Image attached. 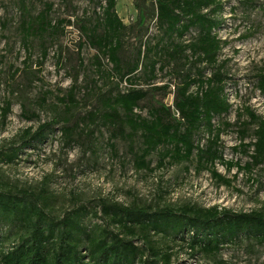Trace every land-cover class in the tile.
Returning <instances> with one entry per match:
<instances>
[{
	"label": "rangeland",
	"instance_id": "obj_1",
	"mask_svg": "<svg viewBox=\"0 0 264 264\" xmlns=\"http://www.w3.org/2000/svg\"><path fill=\"white\" fill-rule=\"evenodd\" d=\"M139 2L148 18L138 35L130 30L124 41L122 38L127 56L136 54L156 33L153 0H117L118 16L124 25L135 28ZM223 2L224 11L219 17L222 24L216 33L227 43L220 62L226 67V94L232 109L224 121L234 124L238 112L245 107L264 116V95L256 89V74L264 70V0ZM106 5V0H0V159L20 145L27 129L34 132L40 125L58 119L45 143L22 150L13 163L0 161V187L37 192L46 187L54 213L61 217L80 205L100 216L102 200L153 208L194 205L219 206L235 212L264 209V166L251 172L240 168L249 159L236 149L242 143L236 125L221 127L224 161L239 164L229 168L215 163L216 174L230 182L226 185L213 176L211 169H199L195 159L180 164L168 160L161 166L156 152L149 157L150 170L141 169L135 162V153L141 146L137 136L130 141H111L110 132L99 121H83L88 112L101 107L99 95L109 91L113 95L125 93L130 87L129 82L117 76L108 77L113 66L106 55L87 43L81 28L83 22L89 26L103 16ZM42 14L56 29L44 35L31 31L25 42L27 23L37 29V18ZM121 55L123 58V49ZM141 73L137 72L132 84L144 90L168 86L166 93L158 95L173 108L172 73H158L154 82H148ZM75 83L72 104L69 98ZM67 105L68 116L62 115ZM149 108L150 101L146 100L136 114L146 118ZM69 119L78 126L72 143H67L61 133ZM214 122L221 125L222 120ZM199 140L205 147L208 133L201 132ZM86 222L90 226L101 220L92 215ZM182 244L171 245L174 264H264V245L246 240L225 245L216 255L192 256Z\"/></svg>",
	"mask_w": 264,
	"mask_h": 264
},
{
	"label": "trees",
	"instance_id": "obj_2",
	"mask_svg": "<svg viewBox=\"0 0 264 264\" xmlns=\"http://www.w3.org/2000/svg\"><path fill=\"white\" fill-rule=\"evenodd\" d=\"M153 2L156 33L132 56L124 53L122 38L124 41L130 30L138 35L147 22L148 15L140 2L136 4L137 29L124 25L115 9L117 0H106L103 16L89 26L83 22L81 28L87 43L106 55L113 66L108 77L117 76L130 83L125 93L113 95L109 91L99 95L101 107L88 112L83 121H99L110 132L111 141H130L137 136L141 146L135 153V162L141 169L150 170L149 157L156 152L161 166L168 160L180 164L195 159L199 169H211L213 176L226 185L230 182L216 174L215 163L229 168L239 166L226 163L220 150L221 127L236 125L242 141L236 149L249 159L240 168L248 172L261 168L264 116L245 107L238 112L234 124L224 121L232 104L226 94V67L220 62L227 43L216 33L222 24L219 17L224 11L223 0ZM37 20V29L33 23H27L25 42L31 31L44 35L56 29L44 14ZM139 71L148 82L156 81L158 73H172L173 108L158 95L166 93L168 86L144 90L132 84ZM75 86L76 83L69 98L72 104ZM256 89L264 95L263 69L256 74ZM146 100L150 101V108L144 118L136 110ZM65 107L62 115L68 116L70 106ZM215 119L222 120L221 125ZM57 124L58 119H54L34 132L27 129L20 145L1 155L0 161L13 163L22 150L42 145ZM77 128V123L70 119L61 127L67 143L74 142ZM203 131L208 133L205 147L199 140ZM247 139L251 141L246 143ZM111 146L115 150V144ZM99 208L100 216L80 205L61 217L54 213L46 187L38 192L0 187V264H174L171 245L178 242L185 244L192 256L216 255L223 246L244 240L264 245V209L235 212L219 206L194 205L153 208L103 200ZM92 215L101 223L89 226L86 219Z\"/></svg>",
	"mask_w": 264,
	"mask_h": 264
}]
</instances>
